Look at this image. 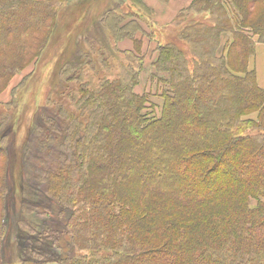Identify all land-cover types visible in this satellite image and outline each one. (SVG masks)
<instances>
[{
  "label": "trees",
  "instance_id": "1",
  "mask_svg": "<svg viewBox=\"0 0 264 264\" xmlns=\"http://www.w3.org/2000/svg\"><path fill=\"white\" fill-rule=\"evenodd\" d=\"M67 2L0 0V87L66 43L49 84L68 123L33 125V148L58 145L53 169L34 168L25 148L16 172L2 144L11 114L0 118V264L12 225L22 264H264V88L250 68L255 37L264 43V0H195L179 14L180 41L159 44L153 63L164 85L158 113L135 90L146 52L139 20L125 18L133 10L79 12L73 25L61 18ZM99 21L126 59L103 51L97 63L76 43ZM127 39L134 50L120 51ZM27 187L44 190L62 229L21 226Z\"/></svg>",
  "mask_w": 264,
  "mask_h": 264
},
{
  "label": "rangeland",
  "instance_id": "2",
  "mask_svg": "<svg viewBox=\"0 0 264 264\" xmlns=\"http://www.w3.org/2000/svg\"><path fill=\"white\" fill-rule=\"evenodd\" d=\"M141 1L145 4H143L144 6L138 5L136 0H69V3H66L65 10L61 12V18L62 20L73 24L74 21L79 19V12L81 14L98 15V17H100L99 14H102V11L105 12L111 7H122V9L120 8L119 10H124L126 14L127 12H131L130 9L133 10V14L125 16V18L129 17L127 19L128 21L132 19L139 20L138 22L145 30V33L142 34L141 32H138L136 38L143 41L144 52H146L144 70L141 72L139 83L135 90L138 94H145L149 100L150 108L158 113L159 106L162 104L159 87L164 85L159 83V78L161 76L155 73L153 68V63L158 58L157 48L159 44H166V42H174L176 40L180 41L178 40V29L180 25L177 24V18L179 17V14L184 9L188 8L195 0H193L188 7L181 9L176 17L172 16L170 21L168 15L171 12L168 10V7L165 6L168 1L171 2V0H153L156 6L152 7L148 6L145 0ZM259 8L260 6H257L258 10L253 9L254 16L257 12H260ZM230 10H232V13L230 14L231 18L235 20L234 10L232 8ZM165 11H167V14H164ZM202 15L203 14L196 18H198V20H203L206 19L209 14H205L203 17ZM165 17H168V23L162 24V19ZM191 17L195 16L191 15ZM75 24L76 23L73 25ZM109 27L108 22H100L98 26L93 27L91 31H89L85 36V39L81 36L75 37L77 38L76 43L80 44L84 50L88 49L87 52L90 54V57L95 59L97 63H99L100 55L103 51L108 54L112 52L111 54L118 59L119 57L126 59L124 55H119L115 51ZM230 36V34L229 36H225L224 43L227 42L228 37L230 38ZM17 39L18 37L16 40ZM59 41L61 42V40ZM85 41L86 44L84 43ZM255 41L257 42V46L259 44H264L259 41L258 37H255ZM66 45V43L61 45L59 42L50 44L47 49L48 52L39 59L36 65L29 66L26 69L24 67L22 69L23 71L20 70L16 73L7 88L0 87V108L4 105L2 108V111L4 112L0 113V118L11 114V121H13L12 126L9 128L10 131L8 134L4 135L5 140L2 144L10 150V154L14 157L13 161L15 160L14 167L16 172L18 171L21 159H23L22 153L25 148V156L29 155L28 159L34 164L32 165L34 168L53 169L54 164H58V160L60 159L58 145L56 146V144H48L42 148H33L34 142H36L38 146L40 145L35 134L32 133V129L35 123H44L49 117L56 119L60 124H68L60 111L61 104H58L62 102V100H58L60 94H56L55 90H52L51 85L49 84L50 74L53 70L54 63L63 52ZM117 46L120 51L134 50V42L129 39L120 42ZM56 48L58 49L56 50ZM252 67L256 68L255 64H252ZM90 73L93 74V71H90ZM103 76L104 75H99L97 78L101 79ZM104 78L105 77L102 79ZM258 78L259 76L257 75V79ZM261 80V84L264 86L263 79L261 78ZM260 87L262 86L260 85ZM49 97L51 98V101L48 102ZM13 99H15L16 102L12 104L11 102ZM68 100L71 99L68 98L64 100L66 101V105L69 103ZM37 106L43 107V110L38 111L39 108H37ZM35 110L38 111L37 115L34 113ZM50 130L54 131L53 128H50ZM44 134L45 131H43L42 135L44 136ZM27 148L30 149L27 150ZM43 162L44 164H42ZM30 175L31 177L28 176V173H25L24 177L27 181H30L32 185V179H35L38 173L32 171L30 172ZM39 175L43 177V174H40V172ZM24 190L25 191L22 194L24 200L22 203H19L18 208L16 207L18 213H23L21 226L25 229V224H32L40 229H43L42 226H44V231L47 234L62 229L65 222L60 216L58 207L49 200L44 190L40 191L38 194L30 193L28 187ZM12 195L15 198L16 196H19L18 187L15 183L13 184ZM12 227H9L5 237V260L8 264H22L18 261L19 259L15 254Z\"/></svg>",
  "mask_w": 264,
  "mask_h": 264
},
{
  "label": "crops",
  "instance_id": "3",
  "mask_svg": "<svg viewBox=\"0 0 264 264\" xmlns=\"http://www.w3.org/2000/svg\"><path fill=\"white\" fill-rule=\"evenodd\" d=\"M145 1L146 4L150 7L156 6L153 0H145ZM192 1L193 0H171V2L168 1L165 7H168V10H170L171 12L168 15V17H170L169 21L172 19V16L176 17L181 9L188 7L192 3ZM167 11H165L164 14H167ZM168 17L162 19V24L168 23ZM252 64H255L256 68L254 69H256L257 75L259 76L258 82L264 88V86L261 84L262 83L261 78L263 79L264 82V44H259L257 46L256 55L250 62V68H253Z\"/></svg>",
  "mask_w": 264,
  "mask_h": 264
}]
</instances>
